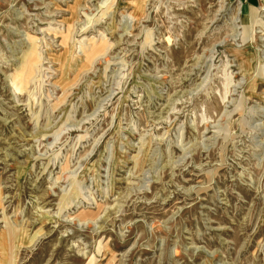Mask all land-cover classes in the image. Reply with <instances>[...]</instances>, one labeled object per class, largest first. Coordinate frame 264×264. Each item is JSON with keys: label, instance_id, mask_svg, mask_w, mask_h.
Masks as SVG:
<instances>
[{"label": "rangeland", "instance_id": "rangeland-1", "mask_svg": "<svg viewBox=\"0 0 264 264\" xmlns=\"http://www.w3.org/2000/svg\"><path fill=\"white\" fill-rule=\"evenodd\" d=\"M0 264H264V2L0 0Z\"/></svg>", "mask_w": 264, "mask_h": 264}, {"label": "crops", "instance_id": "crops-1", "mask_svg": "<svg viewBox=\"0 0 264 264\" xmlns=\"http://www.w3.org/2000/svg\"><path fill=\"white\" fill-rule=\"evenodd\" d=\"M247 1L250 3H256V4L264 2V0H247Z\"/></svg>", "mask_w": 264, "mask_h": 264}]
</instances>
